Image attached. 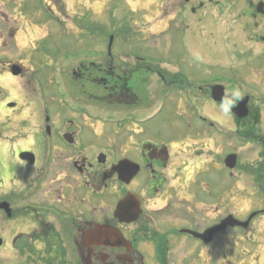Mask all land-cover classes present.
I'll use <instances>...</instances> for the list:
<instances>
[{
	"label": "flooded vegetation",
	"instance_id": "af4514ba",
	"mask_svg": "<svg viewBox=\"0 0 264 264\" xmlns=\"http://www.w3.org/2000/svg\"><path fill=\"white\" fill-rule=\"evenodd\" d=\"M9 42L4 38L0 46L10 49ZM117 56L72 68L67 89L55 88L59 103H44L29 119L22 144L0 146V206H6L0 208V264H264V208L221 209V198L233 207L226 194L233 196L241 172L261 185L258 194L264 198V144L255 163L225 166V158L235 154L234 133L248 140L243 129L260 122L251 95H232L218 67L202 77L203 68L199 74L183 65L163 70L138 56ZM9 57L10 52H0V88L9 78L21 99L25 68ZM154 79L168 87L166 95H181L186 116L173 137L161 132L158 138L141 137L143 104L136 86L141 81L155 89ZM220 86L222 102L213 99ZM244 95L248 113L237 119L231 108ZM167 98L170 107L178 103L177 97ZM11 103L15 106L9 108ZM16 105L8 102L4 109L14 111ZM92 105L105 115H92ZM220 114L234 125L221 150ZM241 193L246 194L244 188ZM231 214L240 221L254 216L245 226L218 231ZM98 229L101 236L92 241Z\"/></svg>",
	"mask_w": 264,
	"mask_h": 264
},
{
	"label": "rangeland",
	"instance_id": "374dc122",
	"mask_svg": "<svg viewBox=\"0 0 264 264\" xmlns=\"http://www.w3.org/2000/svg\"><path fill=\"white\" fill-rule=\"evenodd\" d=\"M191 1L186 4L184 0H0V10L5 16L0 15V43L4 37L10 40V49L1 45L0 52L8 51L13 60L19 55L26 61L22 98L17 97L16 86L9 83V78L0 88V146L22 144L20 136L30 132L29 119L41 111L44 103H59L55 88L67 89L72 68L104 63L107 38L111 36L112 58L116 59L118 54L125 58L138 56L145 59L143 64H157L163 70L170 65L192 67L196 72L203 68L202 77L218 67L219 77L227 80L224 83L232 95L249 93L251 106L260 110V122L256 126L249 123L243 129L248 140L234 133L231 151L237 155L238 167L255 163L260 156V139L264 140V39H258L264 36V16L258 13L254 16L259 0L213 3L204 0L203 8L199 7L200 0ZM191 6L196 9L193 14ZM215 37L220 38L213 44ZM205 48L220 49L222 54L214 62L203 60L200 56ZM205 69L209 72L205 73ZM145 76L142 74L140 79ZM146 85L140 81L136 86L140 103L147 105L141 106L144 109H140L138 117L141 119L148 113L152 117L140 123L144 131L141 137L158 138L157 132L167 138L175 136L183 126L186 114H181L185 112L180 111L179 104L170 107L163 100L156 82L155 89ZM172 95L176 97L177 92ZM66 96L62 93L63 98ZM13 101L17 102L16 110L4 109L6 103ZM88 109L92 115H105V110L95 105ZM205 111L211 112L207 106ZM219 123L221 150L225 143L228 146V129L234 125L230 116L222 114ZM223 155L221 151L220 156ZM220 176H226L221 169ZM249 178L244 172L237 175L233 196L226 194L234 205L228 206L221 198V205L224 204L221 209L264 208V198L258 194L260 185ZM243 188L246 194L240 193Z\"/></svg>",
	"mask_w": 264,
	"mask_h": 264
},
{
	"label": "water",
	"instance_id": "95a60500",
	"mask_svg": "<svg viewBox=\"0 0 264 264\" xmlns=\"http://www.w3.org/2000/svg\"><path fill=\"white\" fill-rule=\"evenodd\" d=\"M14 74H16V73H14ZM221 93H222V88H220L219 90L216 89V91L214 90L213 97L216 98V100H220L221 98H218L217 96H220ZM247 99H248L247 97L242 98L238 102L236 107H234V109L232 110V112L235 114L236 117L242 118V117H245L247 115V108H246ZM225 163H226L227 167L233 168L234 165H235V155H231V156L227 157V159L225 160ZM1 207H5V206L2 205ZM226 224H230V225H245L246 222L245 223H240L239 221L233 219L232 217H228L226 220L222 221V223L219 226V229L220 230L223 229ZM99 235L101 236L100 232L93 233L92 241L98 240ZM119 238L122 239L121 236H119Z\"/></svg>",
	"mask_w": 264,
	"mask_h": 264
},
{
	"label": "bare ground",
	"instance_id": "6f19581e",
	"mask_svg": "<svg viewBox=\"0 0 264 264\" xmlns=\"http://www.w3.org/2000/svg\"><path fill=\"white\" fill-rule=\"evenodd\" d=\"M219 38L220 37L214 39L213 44H215L219 40ZM206 50L209 51V52H206V54H205L204 52ZM203 51L204 52L202 53V56H201L203 58V60H206V61L210 60L211 62H214L213 60H215L216 58H218L219 55L222 54V51L220 49H216V48H212V49H210V48L206 49L205 48Z\"/></svg>",
	"mask_w": 264,
	"mask_h": 264
}]
</instances>
